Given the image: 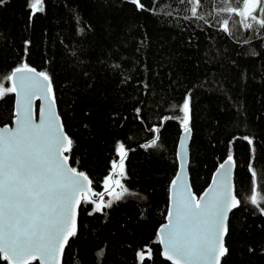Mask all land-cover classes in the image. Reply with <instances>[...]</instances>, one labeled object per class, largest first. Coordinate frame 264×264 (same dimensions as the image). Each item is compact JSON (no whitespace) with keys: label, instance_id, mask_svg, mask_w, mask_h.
Wrapping results in <instances>:
<instances>
[{"label":"trees","instance_id":"16d2710c","mask_svg":"<svg viewBox=\"0 0 264 264\" xmlns=\"http://www.w3.org/2000/svg\"><path fill=\"white\" fill-rule=\"evenodd\" d=\"M141 3L147 10L123 0H44V12L31 19L29 0L0 6V85L11 87L12 72L25 63L48 73L74 141L71 164L91 178L93 193L107 190L110 175H121L124 145L121 176L131 194L100 211L91 202L97 196L82 202L63 264H173L162 257L157 230L179 169L184 129L177 109L186 94L192 191L200 196L220 163L229 155L235 160L242 206L230 214L224 264H264V214L250 203V195L264 201V27L219 11L238 0H202L203 19L191 18L179 0ZM262 10L264 0L256 15ZM14 101L15 94H5L0 111L10 114ZM11 123L5 115L0 125ZM156 137L158 145L146 147ZM141 251L148 253L142 261ZM0 264L9 262L0 257Z\"/></svg>","mask_w":264,"mask_h":264},{"label":"snow or ice","instance_id":"6c2138e0","mask_svg":"<svg viewBox=\"0 0 264 264\" xmlns=\"http://www.w3.org/2000/svg\"><path fill=\"white\" fill-rule=\"evenodd\" d=\"M7 2L0 0V6ZM123 2L139 4L137 11L147 10L141 0ZM179 2L188 6L191 18H204L198 15L202 0ZM43 3L44 0H29L30 19L44 12ZM258 3L259 0H238L237 7L225 6L219 11L247 17L264 27V19H258V15H264V10L253 15ZM238 7L241 8L239 12ZM221 23L227 32L229 20L224 19ZM244 27L252 29L253 23H247ZM9 79L11 87L5 90L0 85V99L5 94H15L10 114L0 111V122L4 121L5 115H9L14 124V127L0 126V257L9 264H29L37 257L44 264H61L64 248L77 235L81 201L87 202L89 196H97L91 202L95 204L96 211H100L101 203L97 201L104 193H93L89 177L68 164L74 141L63 131V125L53 108L55 96L48 73L37 72L25 63L17 67ZM36 98L45 102L40 109L39 123L33 116V100ZM190 103L191 95L186 94L177 109L182 113L181 123L186 138L190 134ZM158 131L159 128L155 130ZM244 139L250 145L254 143L250 137ZM157 145L158 137L146 147ZM120 149L119 174L122 175L123 144ZM250 150L255 151L254 148ZM65 152L69 155H65ZM116 166L114 162L113 167ZM234 167L233 156H227L219 165L220 171L213 186L200 198L191 192L180 176L172 181V207L167 215V223L159 229L162 255L169 261L174 264H224L230 255L225 243V238L230 235L229 214L242 206V198L237 197L231 181ZM251 175H257L254 168ZM112 183L122 189L116 200L128 193L120 180H113L110 175L105 185ZM260 187L264 191V185ZM261 202H258L256 195H250V203L264 214ZM107 206H112L111 200ZM249 251L253 250L250 248ZM139 258L141 261L145 258L143 251Z\"/></svg>","mask_w":264,"mask_h":264},{"label":"water","instance_id":"95a60500","mask_svg":"<svg viewBox=\"0 0 264 264\" xmlns=\"http://www.w3.org/2000/svg\"><path fill=\"white\" fill-rule=\"evenodd\" d=\"M33 68V67H32ZM36 69V68H35ZM37 70V72H39L40 70H38V69H36ZM14 71H15V69H14ZM13 71V72H14ZM44 101L42 100V99H39V98H36V99H34L33 100V116H34V119H35V121L37 122V123H39V120H40V109L44 106ZM57 104V102H56V99L54 100V104H53V108H54V110H55V112H56V114H57V116H58V119H59V121L62 123V125H63V131L69 136V134L65 131L66 129H65V126H64V123H63V119L61 118V115H60V113H59V109H58V105H56ZM0 126H12V127H14V124H5V125H0ZM70 137V136H69ZM71 138V137H70ZM190 138H192V130L190 129V134L187 136V138H186V136H185V133L183 132L182 133V135H181V138H179L180 139V141H179V146H178V159H179V169H178V172H177V174H176V176H175V178H173V181L174 180H176V178L178 177V176H180L181 177V179L183 180V181H185V182H187V184H188V186H189V188H190V190H191V192L192 193H194V191H192V185H191V181H190V178H189V176H190V174H189V165H188V163H190V152H189V150H190V146H191V139ZM65 155H67V152H65L64 153ZM223 163V162H222ZM68 164H69V166L70 167H74L72 164H71V160H70V158H69V160H68ZM221 164V163H220ZM78 171H80V170H78ZM220 171V169H219V166H218V168H217V170L215 171V173H214V176H212L213 178H212V180H211V183L209 184V186L205 189V191L203 192V193H205V192H207V191H209L210 189H211V187L213 186V181H214V179H217V173ZM84 172V171H83ZM85 173V172H84ZM86 174V173H85ZM87 175V174H86ZM235 175V167L233 168V171H232V175H231V181H232V184L234 185V188H235V181H234V176ZM88 176V175H87ZM113 176V175H112ZM89 177V176H88ZM89 179L91 180V178L89 177ZM92 181V180H91ZM179 183V182H178ZM90 187H91V189H92V192H93V184L91 183V185H90ZM113 187V186H112ZM112 187H110V188H112ZM110 188H107V190L106 191H104L103 193H106V192H108V191H110L111 189ZM110 189V190H109ZM172 191H173V189H172V183H171V193H170V204H168L169 205V209H168V212L171 210V207H172ZM203 193H201V195L198 197L195 193V196L197 197V198H200L202 195H203ZM89 197H92V196H89ZM82 202L83 201H81V204H82ZM81 204H80V207H81ZM235 210V209H234ZM233 210V211H234ZM232 211V212H233ZM231 212V213H232ZM230 213V214H231ZM230 214H229V220H230ZM168 215V214H167ZM79 217H80V208L78 209V215H77V230H78V224H79ZM166 218V221L159 227V229L164 225V224H166L167 223V216L165 217ZM158 231V235H160V233H159V230H157ZM70 241V240H69ZM225 243H226V238H225ZM160 244V243H159ZM161 247H162V249H163V245H161ZM65 249L66 248H64V252H63V256H62V260H64V254H65ZM162 257H164V256H162ZM165 259H167L166 257H164ZM35 260H38V262H40V264H44V262L43 261H41L40 259H39V257H37L36 259H34V260H31V261H35ZM168 260V259H167ZM31 261L29 262V264L31 263ZM171 263H173L174 264V262L173 261H170ZM61 264H63V261H61Z\"/></svg>","mask_w":264,"mask_h":264},{"label":"rangeland","instance_id":"374dc122","mask_svg":"<svg viewBox=\"0 0 264 264\" xmlns=\"http://www.w3.org/2000/svg\"><path fill=\"white\" fill-rule=\"evenodd\" d=\"M260 1L261 0H259V3L256 5V8H255V10H254V12H253V15H256V11L258 10V8H259V4H260ZM245 18H247V17H245ZM117 170V169H116ZM120 180V184L121 185H123V188H125V186H124V181H122L123 180V178H122V176L121 175H118L116 178H115V180ZM114 180V179H113ZM113 186V187H112ZM110 187H112V188H110ZM107 188H110L109 190V192L110 193H108V196L106 197V198H104L102 201H97V202H99V203H101V208H102V206H104V205H107L108 204V202L111 200L112 202L113 201H115L116 200V196H117V194L118 193H120L121 191H122V189H121V187L120 186H118V185H116V184H114V183H112V184H110V185H108V187ZM145 254H148V253H145ZM144 254V255H145Z\"/></svg>","mask_w":264,"mask_h":264},{"label":"bare ground","instance_id":"6f19581e","mask_svg":"<svg viewBox=\"0 0 264 264\" xmlns=\"http://www.w3.org/2000/svg\"><path fill=\"white\" fill-rule=\"evenodd\" d=\"M179 146V145H178ZM218 168V167H217ZM217 170V169H216ZM215 173V172H214ZM213 178V177H212ZM191 181V180H190ZM211 183V182H210ZM199 197V196H198Z\"/></svg>","mask_w":264,"mask_h":264}]
</instances>
